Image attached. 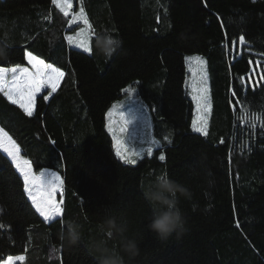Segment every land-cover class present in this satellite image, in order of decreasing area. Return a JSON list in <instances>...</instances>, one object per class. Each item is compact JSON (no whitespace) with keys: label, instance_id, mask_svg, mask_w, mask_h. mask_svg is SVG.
I'll use <instances>...</instances> for the list:
<instances>
[{"label":"trees","instance_id":"obj_1","mask_svg":"<svg viewBox=\"0 0 264 264\" xmlns=\"http://www.w3.org/2000/svg\"><path fill=\"white\" fill-rule=\"evenodd\" d=\"M81 8L95 33L91 54L66 39L83 26ZM98 32L122 42L110 58L96 50ZM26 51L64 77L36 97L31 116L0 93V128L34 171L59 174L63 214L43 220L0 152V262L101 264L107 253L123 264H264V0H72L67 17L50 0H0V67H27ZM187 56L207 60L203 133L191 127ZM256 67L263 80L251 86ZM132 91L158 146L126 164L106 113ZM162 175L189 190L178 203L186 230L164 240L148 230L156 206L146 196ZM69 221L79 233L71 246ZM127 241L137 244L134 257Z\"/></svg>","mask_w":264,"mask_h":264},{"label":"snow or ice","instance_id":"obj_2","mask_svg":"<svg viewBox=\"0 0 264 264\" xmlns=\"http://www.w3.org/2000/svg\"><path fill=\"white\" fill-rule=\"evenodd\" d=\"M52 3L63 12L64 16L67 17L70 15L72 0H52ZM76 18L83 22L90 35H95L93 26L85 15L83 8L76 13ZM76 18L73 19V22H78ZM70 29L71 24L69 25V30ZM80 35H83V31H81ZM67 39L71 40L72 37L69 36ZM240 40L241 43H243L244 38L241 37ZM79 46L82 47L85 52L89 54L92 53L91 46H84L83 44ZM25 59L28 64L31 65V68L22 65H16L10 68L0 67V93H3L12 104H18L28 116H31L37 93L43 88L51 89L49 95L55 93L61 79L64 77V72L58 67L46 64L43 59L33 55L30 51L25 52ZM189 59H192V57ZM201 98L204 99L203 97ZM44 99H48V96H45ZM245 119H248V117L246 116ZM258 119L259 117L253 114L250 117L249 123L254 125ZM203 124V120H201L198 125L197 120L194 119V130L196 132H204L205 129ZM121 131H125V129L122 128ZM119 144L120 142L117 141L118 148ZM0 151L11 158L16 169L22 175L24 191L28 194L36 212L39 213L45 221L62 216L63 208L61 202L54 198L59 186L63 183L60 176L54 175L51 179L45 180L43 172L39 175L35 174L32 171V163L21 156L20 148L16 142L2 128H0ZM117 155H121L119 150L117 151ZM121 159H124L125 163H136L135 159H127L123 156H121ZM159 159L163 161L165 156L161 155ZM3 227L5 226L0 224V228ZM24 260L25 257L22 255L17 257L10 256L6 261L0 262V264H15V261H20L21 264H23Z\"/></svg>","mask_w":264,"mask_h":264},{"label":"rangeland","instance_id":"obj_3","mask_svg":"<svg viewBox=\"0 0 264 264\" xmlns=\"http://www.w3.org/2000/svg\"><path fill=\"white\" fill-rule=\"evenodd\" d=\"M81 31H83V35H80ZM69 36L72 37L71 40L67 39V37ZM67 37L66 39L71 48L77 49L79 51L88 54V52H85L83 48L79 46L81 44H83L84 46H90L89 31L84 24L82 28L69 33ZM190 57H192V59H189ZM185 65L188 72L187 86L190 89L191 97L193 98L194 119L197 120L198 125L200 121L203 120L204 122L203 126L205 128L208 118H210L211 109H212V105L210 103L211 90H210V80H209L207 60L205 57L187 56L185 58ZM262 80H263L262 70L259 71V68L256 67V69L252 70L250 75L247 76L246 82H248L252 86L253 82L256 83L257 85L258 82ZM43 89L44 90L48 89L51 91L50 88H43ZM201 97H203L204 99H202ZM205 99H206V104H205ZM191 127L193 131L196 132L194 130L193 122ZM122 128L125 129V131H121ZM106 129L112 137L113 147L116 155L118 150L121 154L120 156L117 155V157L122 162H124V159H121V156L127 159H135V161H137L144 155V153L149 154L151 153V151L155 146H158V141H155V139L151 135L152 125H151V119L149 113L146 107L143 105V102L135 97V91L130 92L126 98L120 99L116 101L114 104H112V106L109 108V110L106 113ZM196 133H203V132H196ZM117 141L120 142L119 148L117 147ZM8 158L11 161L16 172L21 176L23 181V177L20 174V172L16 169L13 161L11 160L10 157ZM126 164H132V163H126ZM32 171L37 175L43 172L45 180L51 179L54 175L59 176L57 172L46 169H40L38 171H34L32 168ZM61 192H62V184L59 186L54 196V198L57 199L58 201L61 200L59 198ZM26 197L31 202L27 193H26ZM41 218L44 220L43 217ZM58 218L59 217H55L49 221Z\"/></svg>","mask_w":264,"mask_h":264},{"label":"clouds","instance_id":"obj_4","mask_svg":"<svg viewBox=\"0 0 264 264\" xmlns=\"http://www.w3.org/2000/svg\"><path fill=\"white\" fill-rule=\"evenodd\" d=\"M121 41L108 32L96 34V50L105 58H110L121 46ZM180 195H189V190L179 185L167 176H158L150 186L147 198L156 206L153 217L148 224V230L155 233L157 237L164 240L173 233L181 234L185 229V219L178 207ZM113 227L115 224L113 222ZM79 233L74 222H67L66 243L71 246L78 242ZM125 250L134 257L138 254V247L135 241H127ZM106 252V250H105ZM101 264H123L120 257L105 254Z\"/></svg>","mask_w":264,"mask_h":264},{"label":"crops","instance_id":"obj_5","mask_svg":"<svg viewBox=\"0 0 264 264\" xmlns=\"http://www.w3.org/2000/svg\"><path fill=\"white\" fill-rule=\"evenodd\" d=\"M52 0H50V2H51ZM26 60V59H25ZM26 63H27V67L28 68H30V64H28V62H27V60H26ZM62 80V79H61ZM61 82V81H60ZM44 91V89H42L38 94H37V96L36 97H38L42 92ZM5 97V96H4ZM6 99H7V97H5ZM36 99V98H35ZM7 101L8 102H10L8 99H7ZM11 103V102H10ZM12 104V103H11ZM13 105H15V106H17L25 115H27L25 112H24V110L22 109V108H20L19 107V105L18 104H13ZM33 112H34V105H33ZM33 112H32V114H33ZM28 116V115H27ZM7 260V259H6ZM5 260V261H6ZM21 262L20 261H15V264H20Z\"/></svg>","mask_w":264,"mask_h":264}]
</instances>
